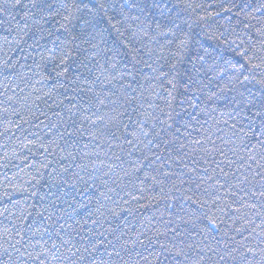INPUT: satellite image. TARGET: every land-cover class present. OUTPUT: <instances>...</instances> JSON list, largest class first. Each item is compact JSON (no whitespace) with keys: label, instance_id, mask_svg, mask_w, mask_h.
<instances>
[{"label":"trees","instance_id":"obj_1","mask_svg":"<svg viewBox=\"0 0 264 264\" xmlns=\"http://www.w3.org/2000/svg\"><path fill=\"white\" fill-rule=\"evenodd\" d=\"M194 2L201 3L205 0H194ZM231 2L237 5L247 3L252 6L251 9H244V12L253 11V14L259 17V22L250 21L254 28L249 29L247 34L254 40L258 39L259 34L255 32V28L262 26L264 17L254 12V8L259 6L260 0H231ZM224 3L226 7L230 6L228 0H224ZM0 6H2V0H0ZM212 10L209 9V11ZM215 10L218 11L219 8ZM239 11V8H233L231 13L222 12L216 24L235 28V31L243 37L244 25L249 21L244 13H240L238 18L243 23L237 26ZM17 12L18 9L13 10L15 20L11 16H0V133H2L0 134V251L8 248L9 255L15 264H23V260L19 259L18 253L13 251L9 244H15L21 252L26 250L25 246L34 245L35 250L32 247L27 248V251H33L34 255L42 252L44 248L51 249L53 244L57 245L59 251L53 250V254L60 259L53 260L49 256L44 264H70L69 259H66L69 256V249L73 252L79 249L77 260L80 255L85 256L82 264H90L92 261L95 264H158L154 255L150 253L160 250L155 241L159 239L165 242L166 239L171 238L170 232L160 237H156L152 231L145 233L146 236L152 237L153 243L148 245L145 242L143 247L140 244H128L122 247L123 239L125 237L129 240L133 239V232L141 231L149 223L153 225L154 230L159 229L163 232L162 221L169 219L168 213L173 211L170 205L175 206L177 202L160 200L158 191L149 187L152 184L151 180L139 184L137 176L143 180L142 172L132 177H125L119 161H116V156H121L123 160L129 158L121 153L117 145L128 149L129 146L123 143L124 137L131 139L130 134L139 133V124H143L144 130L149 132L148 137L140 136L145 143L155 133H159L154 142L159 143L160 148H152V151L162 155L164 159L171 156L176 163L183 161L189 167L193 166V160L197 162L196 173L186 172L184 177L186 181L198 176L207 179V175L212 174L210 168L207 173L205 172L207 165L214 168L215 162L223 159L216 149L224 151L231 159L237 158L232 156L229 147L236 148L238 153L243 154L238 147L240 139L233 137L230 126L235 124L237 130L243 126L244 131L248 132L250 131L248 119L243 115L236 116L231 110L232 106L226 107L224 101L207 100L212 92L217 91V86L233 87L229 84L228 74L219 79L216 78L217 72L223 71L226 67L224 61H243L232 51L220 47L219 52L214 53L218 63L200 77L202 84L207 87L198 94L197 98L191 91L180 85H177L176 89L169 86L168 80L171 79V75L168 78L160 75L161 72L168 71L164 60H156L155 56L149 59L147 55H143L141 59L151 63L152 69H156V72L145 68L143 64L137 65L136 72L139 74L133 81L130 76L124 80L120 79V75L124 73L122 67L115 70L108 69L106 76H101L99 81L89 85L93 89L88 94L90 98H93V104L89 108H84L80 104L73 107L72 104L75 101L70 103L72 93L67 86L63 89L59 88L56 81L46 78L51 74V62H42L40 50L29 47L32 44L31 38L26 36L21 39V34L15 25L18 23L23 27L24 21L22 14H16ZM228 16L232 17L231 22L227 19ZM48 26H55V22L50 21V25L46 27ZM145 43L148 42L145 41ZM208 44H215V42L208 41L205 46ZM149 47L155 49L157 46L152 43ZM4 60H9L15 67L3 69ZM211 63V61L208 62V64ZM207 67L208 65H205L206 69ZM181 68L188 70L191 65H181ZM81 72L83 73V70ZM83 75H87L89 80H95V76L91 74L83 73ZM157 76L158 79L154 78ZM257 78L259 79V75ZM107 80L112 82L108 83ZM180 81L182 84L183 76L180 77ZM129 84L130 88L127 87ZM236 87L240 88L238 85ZM245 87L253 94L259 90V85L254 83ZM240 90L243 91L244 88ZM109 93H115V95H109ZM121 93L124 94L123 97ZM186 95L193 96L192 102L199 107H188ZM225 95L231 97L233 93H225ZM132 96L137 98L136 102L131 106L124 104L121 107L124 97ZM6 97H12V100L5 102ZM113 101L115 103H112ZM150 104L152 107H149ZM169 104L172 105L171 108L168 107ZM5 107L9 109L7 113L3 111ZM239 107L242 106H238V110ZM113 108L123 113L119 119L127 125L126 130L121 128L117 134L119 139L115 141L107 138L104 129L106 121L97 120L100 115L106 118L114 115ZM248 114L251 115V111ZM85 115L90 119L84 120ZM129 116L132 117L131 122L128 119ZM169 116L172 118L169 119ZM253 120L251 127L254 129L259 117H253ZM6 128L7 131H5ZM90 133H95L100 138L96 139ZM101 133L104 135L102 136ZM196 140L203 143L195 145L193 141ZM229 140L235 142L226 144L225 141ZM166 141L169 143L166 144ZM244 141L247 143L248 138H244ZM166 148L170 151L165 152ZM205 149L207 152L204 151ZM144 154L151 156V152L147 149H144ZM139 155H141L140 152L134 153V156ZM113 163L117 164V167L109 173V166ZM176 163L167 166L165 170H169V167L175 169ZM257 163L264 164V161L258 159ZM80 165L84 167L81 168ZM221 167L229 171L226 164H221ZM127 168L128 165L125 164L124 169ZM105 173L109 174L105 175ZM220 183H224L223 178H220ZM85 184L88 185L86 191ZM180 187L186 194H191L187 192L189 183L186 182ZM203 188L202 185L201 189H193L197 193L194 199H207L203 194ZM209 191L213 190L209 189ZM100 193H104V196L110 199H104ZM140 196L144 199H132V197ZM41 197L44 199L41 200ZM153 197L155 200L152 199ZM227 198L231 200L230 193ZM89 199L92 200L90 208L94 209L101 204L104 208H116L117 211L120 208H130L131 215L121 212L119 217L113 218L109 214L106 216L94 214L89 219L84 210L79 207L80 204H88ZM157 200L159 203L156 202ZM126 201L128 203H125ZM190 203L186 202L185 207ZM145 204L148 207H144ZM70 205L72 207H69ZM233 207H239V203ZM43 209L47 211L43 212L44 219L41 220L37 212ZM203 211L223 221L220 231L228 233L225 243L235 239L237 242L257 249L255 256L248 255L249 264H261L264 261V254L259 253V249L264 247V244H260L257 239L264 236V224L260 218L256 217L255 212L247 213L242 209L240 213L229 211L227 215H221L211 208L210 204L206 205ZM257 211L264 212V209ZM49 216L51 219H48ZM237 216L244 219H236ZM91 220H97V223L93 224ZM245 220L251 221V227L255 228V233L252 235L249 234L251 228L243 233L236 232V229L245 226ZM122 233L124 236L120 242H117L116 237L121 236ZM244 237L248 239L244 240ZM140 239L144 240L145 237L141 236ZM101 240L103 244L100 243ZM93 246H96L95 251H92ZM85 248L91 253L90 256L84 252ZM116 252H119V258ZM137 252L140 255H137ZM141 257H147V259ZM24 260H27L26 256ZM27 264H33V262L28 260ZM234 264H239V261Z\"/></svg>","mask_w":264,"mask_h":264},{"label":"snow or ice","instance_id":"obj_2","mask_svg":"<svg viewBox=\"0 0 264 264\" xmlns=\"http://www.w3.org/2000/svg\"><path fill=\"white\" fill-rule=\"evenodd\" d=\"M228 2L229 7L225 6L224 0H205L201 3H195L194 0H2V6H0V16H11L15 20L13 10L17 9L16 14H22L23 27L18 23L15 25L21 34V39L26 36L31 38L32 44L29 47L40 50L42 62H51V74L46 78L56 81L59 88L63 89L67 86V89L72 93L70 103L75 101L72 104L73 107L80 104L84 108H89L93 104V98L88 95L93 89L89 85L99 81L101 76H106L108 69L115 70L122 67L124 73L120 75V79L124 80L130 76L133 81L139 74L136 72L137 65L143 64L145 68L156 72V69H152L151 63L141 59L143 55H147L149 59H153L155 56L156 60H164L168 71L161 72L160 75L165 78L171 75V79L168 80L169 86L176 89L177 85H180L191 91L197 98L198 94L207 87L202 84L200 77L218 63L214 53L219 52L220 47L232 51L243 61H224L226 67L223 71L217 72L216 78L219 79L228 74L229 84L233 87L217 86V91L207 97V100L211 102L224 101L226 107L232 106L231 110L236 116L243 115L249 121L250 131L248 132L244 131L243 126L238 130L235 124L230 126L233 137L240 139L238 147L243 153L241 155L236 148L229 147L232 156L237 159H231L227 153L216 149L223 159L215 162L214 168L207 165L205 172L207 173L210 168L212 174L207 175V179L198 176L186 181L184 178L186 172L196 173L197 162L193 160V166L189 167L183 161L176 163L171 156L164 159L162 155L152 151V148H160L159 143L154 142L159 133H155L145 143L140 139V136L148 137L149 132L144 130L143 124H139V133L130 134L131 139L127 136L124 137L123 143L129 146L128 149L117 145L120 147L121 153L129 158L123 160L121 156H116V161H119V166L125 177H132L134 174L142 172L143 180L137 176L139 184L151 180L152 184L149 187L158 191L160 200L177 202L175 206L170 205L173 211L168 213L169 219L162 221L163 232L159 229L154 230L153 225L149 223L141 231L133 232V239L129 240L126 237L123 239L122 247H126L128 244H140L143 247L145 242L148 245L153 243L152 237L146 236L145 233L152 231L156 237H160L166 236L170 232V239H166L165 242H161L159 239L155 241L160 250L150 253L154 255L158 264H234L236 261H239V264H249L248 255L255 256L257 254L256 248L248 247L235 239H232L230 243H225L228 233L220 231L223 221L215 219L213 215L203 211L209 204L221 215H227L229 211L240 213L243 209L247 213L255 212L256 217L260 218L264 224V212L257 211L264 209V164L257 163L258 159L264 161V22H261L260 28H255L259 38L254 40L247 32L254 28L250 21L257 20L259 22V17L254 15L253 11L244 12V9H251L252 6L247 3L237 5L231 0ZM217 7L218 11L215 10ZM233 8L240 10L237 13V26L243 23L238 18L240 13H244L245 18L249 21L244 25L245 34L243 37L235 31V28L216 24L217 19L221 18L222 12L231 13ZM209 9L213 10L209 11ZM254 12H258L260 16L264 17V0H260V4L254 8ZM201 13L203 14L201 15ZM227 19L231 22L232 17L228 16ZM50 21H54L55 26L46 27V25H50ZM208 41H214L215 44L205 46ZM5 42H7V38H5ZM17 43L19 44V42ZM152 43L156 44L155 49L149 47V44ZM209 61L212 63L208 64ZM185 64H190L191 68L182 69L181 65ZM106 65L107 67H105ZM129 65H131V69H129ZM205 65H208L207 69ZM2 67L7 70L14 68L15 65L11 64L9 60H4ZM81 70L83 73L95 76V80H89ZM181 76L184 78L182 84ZM154 78L158 79L159 77ZM60 80L64 82L60 83ZM107 82L111 83L112 81L107 80ZM253 83L259 85V90L255 94L245 87ZM237 85L244 90L241 91L236 87ZM127 87L130 88L131 85L129 84ZM225 93H233V95L229 97ZM109 95H115V93H109ZM120 95L124 96L123 93ZM193 96L186 95V102L188 107L197 108L199 105L192 102ZM136 99L135 96L124 97L121 107L124 104L131 106L136 102ZM11 100L12 97H6L5 102ZM100 103H104V101H100ZM238 106L242 107H239L238 110ZM149 107L152 105L150 104ZM168 107L171 108L172 105L169 104ZM8 110L7 107L3 109L5 113ZM249 111H251V115L248 114ZM112 112L114 115L107 118L100 115L97 120L106 121L104 129L107 138L115 141L119 139L117 134L121 128L126 130L127 125H124L119 119L123 115L122 112L115 108L112 109ZM253 117H259L254 129L251 127L254 122ZM171 118L169 116V119ZM83 119L89 120L90 117L85 115ZM128 119L130 122L132 121L131 116ZM145 119L147 118L145 117ZM169 127L171 126L169 125ZM90 135L96 139L100 138L95 133H90ZM101 135L103 136L104 133ZM244 138H248L247 143ZM208 139L211 142L210 137ZM234 142V140L225 141L226 144ZM193 143L200 145L203 142L196 140ZM150 145L151 147H149ZM144 149L151 152V156L144 154ZM164 151L169 152L170 149L166 148ZM204 151L207 152V149ZM136 152H140L141 155L134 156ZM174 163H176L175 169L169 167V170H165L167 166ZM125 164L128 165L127 169H124ZM221 164H226L229 171H225ZM254 164L255 168H253ZM79 167L83 168L84 166L80 165ZM116 167L115 163L110 165L109 173H112ZM109 173H105V175ZM217 173L220 178L224 179L223 184L220 183ZM80 179L83 178L80 177ZM210 181L211 183H209ZM186 182L190 184L187 192L191 194H186L180 187ZM202 185L204 186L203 194L207 199H194L197 193L193 189H201ZM87 187L88 185L85 184V191ZM209 189L213 191H209ZM229 193L231 194L230 201L227 198ZM100 196L110 199V197L104 196V193H100ZM43 199L41 197V200ZM132 199L140 200L144 197H132ZM152 199L155 200V197ZM249 200L255 202L249 203ZM156 202L159 203L158 200ZM186 202L191 203L185 207ZM91 203L92 200L89 199L88 204L79 205L89 219L94 214L99 216L109 214L116 218L120 216L121 212L131 215L132 211L130 208H120L119 211L116 208H104L102 204L93 209L89 207ZM237 203H239V207L234 208L233 206ZM192 205H196V207H192ZM143 206L148 207L147 204ZM44 211L47 209L37 212L41 220L44 219ZM48 219H51V216ZM236 219H244V217L237 216ZM91 222L95 224L97 220H91ZM233 222L235 223V221ZM249 228H251L250 235L255 233V228L251 227V221L245 220V226L236 229V232L243 233ZM17 235L20 234L17 233ZM123 236V233L121 236H117V242H120ZM141 236H144L145 239L141 240ZM247 239L248 237H244V240ZM257 239L260 244H264V236L257 237ZM100 243L103 244V241L101 240ZM9 247L18 253L23 264H27L28 260H31L33 264H44L49 256L53 260L60 259L59 256L53 254V250L59 251L55 244L51 249L44 248L42 252L35 255L33 251H27L28 247L35 250L34 245L25 246L24 252L16 248L15 244H9ZM95 250L96 246H93L92 251ZM68 251L69 256L66 259H69L70 264H82L85 261L84 255H80L77 260L79 249L76 252L71 249ZM84 252L91 255L87 248L84 249ZM259 253L264 254V247L259 249ZM109 255L111 254L109 253ZM137 255L140 253L137 252ZM25 256L27 260H24ZM116 256L119 258V252H116ZM3 257H8V259H3ZM141 258L147 259V257ZM0 264H15L9 255L8 248H3L0 251ZM90 264H95V262L92 261ZM261 264H264V261Z\"/></svg>","mask_w":264,"mask_h":264}]
</instances>
